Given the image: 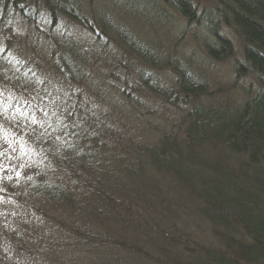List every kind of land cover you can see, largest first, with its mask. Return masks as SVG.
<instances>
[{"label":"trees","instance_id":"obj_1","mask_svg":"<svg viewBox=\"0 0 264 264\" xmlns=\"http://www.w3.org/2000/svg\"><path fill=\"white\" fill-rule=\"evenodd\" d=\"M115 1L116 8L120 5L134 19L142 23L149 19L144 25L150 32L164 24L173 28L185 24L187 31L195 26L203 32L196 50L200 48L211 62L232 61L239 80L254 77L257 86L247 88L248 96L234 100L225 92L228 85L223 79L215 83L210 79L212 86L204 78L207 71L198 66L196 50L183 61L166 45L151 46L141 30L116 23L112 7L108 10L112 17L107 18L94 9L86 11L84 0H0V101L15 87L28 99L16 109L17 120L15 114H3L0 105V205L4 199L10 207L23 206L30 201L23 194L30 193L42 195L53 207L55 212L48 215L43 203L45 209L35 215L30 231L26 229L33 234L30 244L41 243L42 236L53 239V226L62 229L59 223L67 220L72 227L67 234L93 253L94 264H131L130 256L134 264H159L162 256L173 254L166 245L173 244L168 248L175 250L182 247L184 256L185 246L192 243L189 236L173 229L169 242L153 240L158 222L175 219L173 214L179 212L176 208L170 213L172 204L160 214L153 212L164 203V190L156 193L154 187L144 184L149 178L136 179L138 167L152 166L157 174L152 180H164L165 188L174 182L181 193L199 199L198 216L210 220L212 246L194 251L196 264H264V0H213L206 6L195 0ZM87 13L96 24L87 19ZM60 16L84 26L98 44L115 41L116 48L125 51L118 61L119 69H127L119 75L124 79L121 101L106 102L99 95L96 103H90V110L84 106L81 95L85 94L77 95L79 87L110 95L113 85L103 87L100 80V48L95 45L87 50L85 43L68 36L64 41L55 37L54 57L58 53V58L52 60L53 70L46 75L53 76L50 88L44 92L37 87L33 70L39 69L28 59L36 49L24 52L22 45L20 52L13 50L18 35L10 21L20 18L38 26L48 20L46 25L54 29ZM101 46L102 51L115 55L106 43ZM114 62L112 70L118 66ZM127 62L133 64L132 75L123 67ZM9 63L10 73L4 67ZM167 69L173 71L178 88L160 77ZM42 81L41 85L47 78ZM146 89L158 98L155 109L138 100ZM155 101L153 97L149 104ZM169 114L177 123L166 133ZM149 115L161 121L149 119L143 125ZM108 137L113 138L111 143ZM30 144L40 150L27 156L23 147ZM201 150L210 159L202 160L198 156ZM179 239L183 242L178 243ZM0 241L4 246L8 240L0 235ZM141 241L143 247L137 245ZM129 242L135 247L126 246ZM2 246L0 264H14L12 255L17 254H8ZM216 250L221 260L215 257ZM169 261L185 264L174 256Z\"/></svg>","mask_w":264,"mask_h":264},{"label":"rangeland","instance_id":"obj_2","mask_svg":"<svg viewBox=\"0 0 264 264\" xmlns=\"http://www.w3.org/2000/svg\"><path fill=\"white\" fill-rule=\"evenodd\" d=\"M113 1L115 0H89V1L84 0V2L86 3L85 9L86 11H88V9H94L96 13L98 12L100 14L101 12V15L106 14L105 17L108 18L111 14L110 11L108 10L110 7H112L114 10V14L113 15L111 14V15L116 20V23L121 22L129 27H132L137 32L141 30V34H143L144 37L149 39V41L152 43L151 46L153 44L154 45H158V44L166 45V48L170 49L171 51H174V53L176 55H179L178 57L182 59L183 61L185 59H189L188 53H190L191 50H196V47H198V45L201 42V38H202L201 36L203 35V32L200 29L195 28V26H193L190 31H187L185 24L179 27H174V28L171 26H168L167 24H164L163 26L160 25L158 27L159 30L155 29L154 31L150 32V30L145 28V25H144V23L146 24L149 19L148 20L144 19L143 20L144 23H142V21L134 19L132 14L127 15L124 12V10L126 9L122 8L120 5L119 7L116 8L114 5L116 1L112 3ZM195 1H197V3L202 4V6H205L207 3L209 4V2L213 0H195ZM155 2L160 3L161 0H155ZM108 12L110 14H108ZM83 14H85V12H83ZM127 16L129 17V19L127 18ZM87 19L90 20V22H94V24L97 23L94 20V17L92 15H89L88 13H87ZM43 20L45 19L43 18ZM47 21H45L42 24L41 23L38 24V26L36 25V23L32 24V23L22 22L20 18H17L16 22H14L13 20L10 21V24H12L13 27H16V32H17L16 34L18 35L15 39L14 46H12L13 50L20 52L19 48L22 45L24 47V52L27 51V48L36 49L34 53L32 54L33 56L32 55L28 56V59L30 60V64L32 66H36L39 69V72L36 69V67H35L36 71L33 70L35 80L37 81L36 83L37 87H43L45 89L50 88V85L52 82L51 79L53 78V76L50 75V78H48L46 77V75H47V71L53 70L52 60L58 58V53H56V56L54 57L55 55L54 49H55V45L57 44L56 38L59 41L60 40L64 41L66 40V36H68L72 39L74 38V40L80 43L81 42L85 43L83 47L87 50H90V48L95 45H97V47L100 48L99 50L100 52H102L101 59L99 61V63H101L102 65V73H101L102 76L100 77L101 78L100 80L101 82L104 83L103 87L110 88L111 87L110 85H113L110 95L106 93L103 94L102 91L100 92L93 88L84 89V88L79 87L77 89L79 91L77 95H79V93L85 94L84 97L81 95L83 100H86V102H84L85 103L84 106L89 109L90 103H96L95 98H101V97L104 98L106 102L115 101L114 98L117 99L118 101H121L122 94L120 93L122 92L121 89L124 86V84H122V80L124 79H121L119 75L122 76L125 72H127V69L126 70L119 69L118 67H120V65L118 61L124 58L125 51H123L122 48L118 50L116 48L117 44L113 43L115 41L104 40L98 44L94 40V38H92V36L90 35V32L85 30L84 26L82 27L81 25L79 26L77 22L74 23L73 21H71L70 18H68L67 20L66 17L64 18L60 16V19L58 20L59 21L58 26H56L54 29L50 28L49 25H46V23H48ZM195 32L196 34L194 35ZM25 36L28 37V41H26ZM105 43H106L105 47L108 46L109 48H111L115 52V55H113L112 52L109 50L102 51L104 47H102L101 45L102 44L104 45ZM64 45L69 46L68 43H65ZM171 47H174L173 48L174 50ZM170 50L169 52H171ZM196 52H197V55L195 57L196 62H199V64L197 63L198 66L203 65L205 67L204 69H206L207 73L206 75H204V78L206 80H209L212 86H213V83H215L216 79L218 80L221 79V81L223 79V84L228 85V87H225V90H226L225 92L227 94L231 93V95H233L232 98L234 100L237 99V97L242 98L243 96L245 97L248 96L247 88L249 87L250 89V87H252V85L255 84L256 80H254L255 79L254 77L253 78L248 77L245 80L241 79L242 80L241 81L236 76L237 73L234 71V69L231 66L232 61L224 60L223 62H219V63L211 62L208 58L206 59L203 56V53L201 52L200 48L197 49ZM237 56H239V53L237 54ZM113 62L115 66L117 65L118 66L112 70L113 67H111V65H113ZM4 67H6L7 72L10 73L12 71V67L10 63ZM123 67L125 68L127 67L128 71L132 75L133 64H131L130 62H127L125 63V65H123ZM166 71H165V75H164V72L160 73V77L162 76L164 80L167 78V81L170 84L174 83V88H178V81L174 82L175 76L173 74V71L169 69H167ZM118 77H119V81L117 80ZM46 78H47V82L41 85L42 79H46ZM210 79L212 80L213 83L211 82ZM54 83H57V81H54ZM234 83L236 84L234 85ZM255 86L257 85L255 84ZM145 92L146 93L144 95H139L140 97L138 99L139 102L141 101V103L144 104V107L155 109L159 105L157 96L156 95L152 96L147 91V89ZM4 94H5L4 99L0 101L1 108L3 107L4 101L7 98V96L8 97L10 96L9 92L4 93ZM153 97H154V100L156 101L153 102L154 105H150L149 101H152ZM18 99H19L20 106H25L26 103H28V99L26 95H21ZM35 103H37V100ZM16 116L17 114L15 112V119L17 120ZM147 118L148 119L143 120L144 121L143 125L145 124V122L149 121V119H151L150 121H153V120L154 121L157 120L158 122L161 121L160 118H157L155 116L154 118L152 117L150 118V115H149ZM19 121L22 122V120H19ZM39 121H42V123H45L47 122V119H41ZM169 121H170L169 125L173 123H177L175 120L172 119L170 114H169ZM138 123L139 122H137V124ZM169 125H167L169 129H167L166 133L169 132L170 129L172 128V125L171 127H169ZM108 126H109V123H107V128H109ZM99 127L100 126H98L97 128L99 129ZM172 131H173V134L176 133V130L174 131L172 129ZM31 133L36 136L35 131ZM103 133L105 132L102 131V134ZM108 138H109V143H111L112 137H108ZM148 140L151 141L152 143L154 142V140L150 137ZM30 146H29V153L31 156L32 153H35V152H34V148L32 144H30ZM198 156L202 158V160L210 159V156H208V152L205 150H201L198 153ZM204 157H207V158H204ZM31 162H33V160H31ZM152 169L151 171L149 170L150 174L148 173L149 174L148 176L149 185L147 188L152 189L154 187V192L156 193H159L160 190H164L163 197H162V200L164 203H161L159 208L154 210L153 212L160 214V212H162L167 205L172 204L174 206V210H176L178 206L177 211L179 212V214H173L174 217L176 215L175 221L176 219H178L180 221H187L188 223H191L193 222L192 219H194V220H198L199 222L200 218L198 214L194 211L192 212V209H191L192 205L181 201V199L182 200L189 199L191 197L187 196L183 192L181 193L180 190L176 188L174 182H172V186L165 188L166 184L164 180H163L164 184L162 181H160V179H158L157 181L152 180V178L157 175L155 174V169L153 170ZM164 179H165V176H164ZM179 193H181V196ZM23 196H26V198L30 200L29 202H26L25 204H23V206L10 207V205H7L5 203V200H3L2 205H0L1 207L6 208V209L0 208V235L6 236L8 240L4 246H2L3 244L0 241V246L4 247V250L8 251V254L12 252L18 255V256L12 255L10 253V255L13 256L11 260L14 262V264L16 263L18 264H94L91 258L93 257V253L89 251L88 249L82 246H79L78 244H75L76 241L74 242V238L71 239V237H69V235L67 234V233L72 232L71 223L67 222V220L64 222L63 225L58 222L60 226L63 227L62 229L59 227H56L55 225L53 226L54 229L51 234L54 236L52 238L53 239L56 238L58 242L53 239H49V237L45 238L42 236L41 243L33 242L32 244H30L29 242L32 240L31 238L33 237V234L27 233L26 229L30 231L31 226H32L31 222L32 221L36 222L35 215L37 216L38 214L42 213L39 210L45 209V206H43V203H46V202L42 198V195L32 196L30 193L28 195H26L25 193L23 194ZM150 198L153 200L155 199V196L150 195ZM174 202L177 204V206L175 205ZM32 205L35 206V211H33ZM46 205L48 206L47 203ZM47 208H48V215H50L52 212H55L53 207L48 206ZM183 208L186 211V213L182 214ZM40 217H42L44 221L50 220V218L48 217H43V216H40ZM176 229L179 232L184 233V235L189 236L188 238H190V241L195 240L194 243L193 242L191 243H192V246L197 247V249L199 248L204 249L205 247H209L212 244L211 238H210L212 236V231H210V226L206 222L203 223V226L198 227V228L195 225L192 226L191 224L189 226L187 225V227L184 228L180 222H177ZM15 230L16 231L18 230V232H16ZM104 231L108 232V230L106 229H104ZM8 232H10V236L7 235ZM18 236H20V238H18ZM111 239L113 241H118L116 238H113V237ZM48 241H50V244ZM131 244L132 243L126 246L135 247L134 245H131ZM137 245L141 247L143 245L142 241ZM29 246H31V249L28 248ZM129 249L130 248H127L126 251H129ZM167 251L173 254L177 252L173 248H167ZM173 254L167 257L162 256V258L159 261V264H170L169 258H173V256H175ZM129 263L134 264L133 256L132 257L130 256Z\"/></svg>","mask_w":264,"mask_h":264},{"label":"bare ground","instance_id":"obj_3","mask_svg":"<svg viewBox=\"0 0 264 264\" xmlns=\"http://www.w3.org/2000/svg\"><path fill=\"white\" fill-rule=\"evenodd\" d=\"M195 3H196V1H195ZM206 6V5H205ZM18 83H16V85H17ZM17 86H19V85H17ZM43 89H45V88H42L41 90H43ZM14 91H12V92H9V94H10V96L8 97L7 96V98L5 99V101H4V104H3V107H2V109H1V111L3 112V114L4 113H6V115L9 117V116H12L13 114H15V112H16V109L18 108V107H20V105H19V97L21 96V94L20 93H22L21 91H19V88L18 87H15L14 89H13ZM47 90H48V88H46L45 90H43L44 92H47ZM17 100H16V99ZM41 98L42 99H44V100H47L48 99V95H45V94H41ZM16 100V101H15ZM0 129H2V128H0ZM10 139V138H9ZM11 140V139H10ZM21 147V146H20ZM24 148V151L26 152V154H27V156H28V154H30L29 153V145H27V146H25V147H23ZM42 149V148H41ZM40 149H38V148H36V149H34V151H35V153H38V151H39ZM25 156V155H24ZM138 169H139V171L137 172V174H136V179L137 180H141V181H144L143 179H148V176H149V170L151 171V169H152V166H147V167H145V168H142V167H138ZM153 170V169H152ZM149 173V174H148ZM149 182H145L144 184H148ZM1 200V199H0ZM2 200H4V199H2ZM182 200V199H181ZM183 201H184V203H187V204H191L192 205V207H191V209H192V212L194 211V212H199L200 211V209L202 208V206H200V202L199 203H197L196 204V202H198L199 201V199H196V198H194V197H192V198H189V199H183ZM178 208V207H177ZM170 211V213L171 212H174L175 210H174V206L171 208V210H169ZM198 214V213H197ZM199 215V214H198ZM199 218H200V221L198 222V220H194L193 219V222H191V223H188L187 221H180V220H178V219H176V221H175V219H173V218H171V219H167L165 222H163V221H161V222H158V224L156 225L157 227H156V233H155V235H154V237H153V240H155L156 242H158L159 244H162V243H166V242H169L170 240H169V238L172 236L170 233V230H175V231H178L177 229H176V224H177V222H180L182 225H183V227L185 228V227H187V225L189 226L190 224L193 226V225H195L197 228L198 227H201V226H203V223L204 222H206V223H208L209 224V226H211V224H210V220H204L205 218H203V219H201L202 218V216L200 217L199 216ZM169 224H168V223ZM182 234H184V233H182ZM3 238H5V237H3ZM195 241V240H194ZM194 241H191V242H193L194 243ZM181 242H183L182 241V239H179L178 240V243H181ZM173 244H168V245H166V247L168 248L169 246H172ZM187 245V244H186ZM174 246V245H173ZM210 246H212V244L210 245ZM29 249H31V246H29L28 247ZM185 248H186V255H188V256H186V255H184L183 256V254L181 253L182 251V247L181 248H179V249H177L176 251L177 252H175V256L174 257H176L177 259H181L182 261H183V263H185V264H196L197 263V258L198 257H196V255L195 256H193L192 254L194 253V251H196V250H199V249H197V247H193L191 244H188V246H185ZM215 253H217V254H214L215 255V257L217 256V258H218V260H221L223 257H219V255H221V253L218 251V250H216V252ZM240 260L241 261H246L244 258H240Z\"/></svg>","mask_w":264,"mask_h":264}]
</instances>
